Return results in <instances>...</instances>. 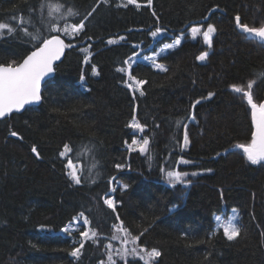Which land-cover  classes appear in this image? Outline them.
I'll list each match as a JSON object with an SVG mask.
<instances>
[{
	"label": "trees",
	"instance_id": "1",
	"mask_svg": "<svg viewBox=\"0 0 264 264\" xmlns=\"http://www.w3.org/2000/svg\"><path fill=\"white\" fill-rule=\"evenodd\" d=\"M42 4L53 6L44 9L43 18ZM123 5L121 0H0V23L14 29L0 34L5 65L18 64L33 50L32 37L18 21L32 36H48V13L55 18V6L65 12L57 21L61 28L96 9L79 34L59 33L74 47L66 48L44 84L41 104L0 119V264H264V161L253 165L237 148L251 142L254 126L247 98L233 90L235 85L248 91L252 83L253 102L264 100V43L235 25L236 15L249 26L264 25V0ZM66 9L75 16H67ZM208 24L217 29L211 47L189 33ZM156 28L167 32L154 39ZM180 34L181 44L157 58L167 71L143 60L133 66V75L146 81L144 95L136 91L133 98L127 77L117 71L126 67L132 45L152 53ZM110 39L117 43L108 44ZM203 52L208 57L200 61ZM209 93L214 95L207 99ZM133 117L148 140L144 153L129 147L136 137L128 127ZM65 145L72 151L61 157ZM69 159L78 168L79 185L66 176ZM185 171L187 177L168 182V172ZM110 194L114 207L105 203ZM232 209L239 211L240 235L230 241L216 227L215 215ZM81 212L91 239L73 257L84 227L71 235L62 229ZM119 238L160 256L123 257Z\"/></svg>",
	"mask_w": 264,
	"mask_h": 264
},
{
	"label": "snow or ice",
	"instance_id": "2",
	"mask_svg": "<svg viewBox=\"0 0 264 264\" xmlns=\"http://www.w3.org/2000/svg\"><path fill=\"white\" fill-rule=\"evenodd\" d=\"M104 3H107L108 0H103ZM129 4H136V0H127V2L123 5L127 7ZM147 4L149 7L152 5V0H147ZM99 6V5H97ZM53 6L48 4H42L40 9V17L43 18L44 9L52 8ZM137 7L139 5L137 4ZM96 9L93 8L92 11L88 12L86 16L79 23H74L71 25V33L79 34L84 30L85 23L92 15ZM55 12L58 15L55 18H52V12L48 13V36L38 35L32 36V33L29 32L28 26L24 25V21H18V26L20 30L26 35L32 37L29 41L33 45V50L30 51V54L27 55L26 58L23 59L22 63L16 64L15 62L9 63L7 65L0 64V118L10 117L14 112H20L25 109L26 106H31L35 104H39L42 100L41 95V82L45 77L49 76L55 71L54 64L56 61L60 60L61 56L64 53L66 48H72L74 45L69 42L65 43L63 39L60 38L59 33L63 32L65 34L69 33V29L67 27L61 28L57 23L58 20H64L65 12H61L60 6H55ZM66 14L69 17L75 16V13L72 12L71 9H66ZM155 16V12H153ZM15 20V17L13 18ZM158 19V17H157ZM235 25L239 28L243 33L254 36L259 39L260 42L264 43V25L259 27L249 26L247 23H243L241 21V17L239 15L235 16ZM7 29L8 33H12L14 31L8 24L0 23V34H2V30ZM217 29L214 25L208 24L206 31H202L200 27H192L190 29L191 36L195 39L197 36H202L204 42L211 47L212 46V37L216 33ZM167 32V29L164 28H156L155 31L151 32L152 38L163 37V35ZM56 33V34H53ZM123 36L120 37V40H124ZM183 39V34L179 37L175 38L171 43H165L160 48L159 51H154L151 55H141L144 51L138 44H133L132 47L135 51L132 52L130 56L124 61L126 67H120L117 69L118 72L123 73L127 77L126 86L128 89L132 91L133 98L136 96L137 89H140L146 81L137 79L135 75H133V66L137 65L139 60L148 61L152 65V67L159 69L160 71H167L165 66L162 63H159L157 58L160 57L163 53L168 49H175L181 44ZM108 44H116V40H108ZM83 51L87 52L88 49L85 48ZM208 57L207 52L201 53L197 59L200 61L206 60ZM139 58V60H138ZM88 62L87 56L85 57V63ZM93 74L99 75L98 72L93 68ZM83 79V77H81ZM248 91H245L244 88L233 85V90L236 93H243V95L247 98V102L251 105V116L252 122L255 125V131L251 133V142L247 145L240 144L237 145V148L243 149V152L247 154V159L253 164H260L264 161V103H255L253 102V95L251 92L252 83L247 85ZM139 95L143 96L144 92L142 90L139 91ZM214 93H209L207 99H210ZM196 104L201 103L200 100L195 102ZM195 105H193V108ZM135 111V109H134ZM194 120L195 117L193 116ZM130 129L133 130V134L137 131L142 132V126L135 121V117H133V121L128 125ZM11 135L16 137L18 136L17 132H11ZM184 147L188 146V133L187 130L184 132L183 136ZM133 144L137 141L133 139ZM144 145L148 144V140L145 139L143 141ZM91 149H85V151H90ZM144 149H141L143 151ZM31 151L35 154L37 158H39L40 153L37 151L36 147H32ZM72 150L68 147V145L64 146V151H61L59 155L61 157H65L66 153L71 152ZM77 157L79 158L82 153L77 152ZM182 164L188 165L190 162L187 160H182ZM66 166L69 169L67 171L66 176L69 180L74 182V184L79 185L81 183V177L73 170V162L72 160H67ZM95 165H93L94 167ZM115 168L117 170H123V165L116 164ZM208 171H211L209 169ZM181 175L187 177L189 173L187 171L182 174L179 172L173 173L168 172V182L170 184H175L181 178ZM191 175H197L196 172H192ZM112 179H115L113 177ZM190 183V181H188ZM125 188L127 185L124 186ZM116 188H112L111 192H115ZM221 197H223V191L220 193ZM108 206L113 205V201L108 199L105 201ZM80 217L82 220L74 221V223L82 224L83 226H87L89 224L88 218L81 212ZM216 220L219 221L220 217L217 216ZM220 227L223 228V234L227 237L228 240H234L237 236L240 235V228L235 224H221ZM64 233L71 235L72 229L70 226H66L62 229ZM81 239L79 247L73 248L71 255L73 257H77L80 254V250L84 247V239H91L89 236V232L87 230L81 231L79 233ZM95 236V233L92 234ZM95 243V240H93ZM151 255L159 257L160 253L158 251H153ZM109 260H111V256H109Z\"/></svg>",
	"mask_w": 264,
	"mask_h": 264
},
{
	"label": "rangeland",
	"instance_id": "3",
	"mask_svg": "<svg viewBox=\"0 0 264 264\" xmlns=\"http://www.w3.org/2000/svg\"><path fill=\"white\" fill-rule=\"evenodd\" d=\"M123 4H125L127 2V0H121ZM193 27H200V26H193ZM69 29V33L67 35H70L72 34L71 33V27H67ZM201 28V27H200ZM202 31H206L205 30H202ZM189 33L191 35V32L189 30ZM181 35V34H180ZM179 35V36H180ZM178 36V37H179ZM160 37H157L155 39H158ZM160 50V49H159ZM158 50V51H159ZM167 51V50H166ZM153 53V52H152ZM152 53H145L144 51L141 53V55H151ZM139 60V58H138ZM140 89H137V91H140ZM135 140L137 141L135 144H130L129 147L130 149H138L141 151V149H144L143 151L141 152H145L146 149H147V145L145 146L143 141L145 140L144 137L141 136V133L140 131H137L136 132V137H135ZM67 154V153H66ZM73 170L76 171V173L78 174V168L73 164ZM115 188V186H114ZM108 199H111L113 201V205L111 207H114L115 206V202H114V198H113V195L110 194L106 200ZM219 216L220 217V220L217 221L216 220V217ZM79 220H82L81 217H78L77 219H75L74 221H79ZM74 221L72 223H70L69 225L67 226H70L71 229H72V233L82 229L83 227V230L82 231H85L87 230L89 232V227L88 225L85 227L83 226L82 224H77V223H74ZM215 222H216V227L219 229V228H222L220 227L221 224H235L236 226H238L239 224V211L237 209H232L230 213L228 214H219V215H215ZM123 235H125V233L123 232ZM89 236H91V233L89 232ZM80 239H82L80 237ZM131 238H126L124 240H121L120 238L118 239V241L120 242V249L123 255V257H127L128 256H138V257H142L146 260V257H149V256H153L151 255V253L149 252H144V250H142L141 248H138V246L135 245L134 241L131 239ZM85 240V239H84ZM117 254V253H116ZM148 261V260H147Z\"/></svg>",
	"mask_w": 264,
	"mask_h": 264
},
{
	"label": "water",
	"instance_id": "4",
	"mask_svg": "<svg viewBox=\"0 0 264 264\" xmlns=\"http://www.w3.org/2000/svg\"><path fill=\"white\" fill-rule=\"evenodd\" d=\"M251 37H254V36H251ZM60 38L61 39H63L64 41H65V39H64V37L62 36V35H60ZM254 38H256V37H254ZM256 39H258V38H256ZM259 40V39H258ZM65 43H66V41H65ZM65 53H66V49L64 50V53H63V55L61 56V58H60V60H58V61H56L55 62V64H54V68L64 59V57H65ZM30 54V52L27 54V55H29ZM27 55L24 57V58H26L27 57ZM23 58V59H24ZM23 59L19 62V63H22L23 62ZM18 63V64H19ZM5 65V64H4ZM54 74H55V71L52 73V74H50L49 76H47V77H45L44 78V80L41 82V95H42V92H43V86H44V84L46 83V81L48 80V79H50L51 77H53L54 76ZM41 102H42V100H41ZM41 102L39 103V104H35V105H31V106H26L25 107V109L27 108V107H34V106H39L40 104H41ZM262 103H264V100H263V102ZM24 109V110H25ZM23 111V110H22ZM6 118V117H5ZM0 119H4V118H0ZM253 126H254V131H255V125H254V123H253Z\"/></svg>",
	"mask_w": 264,
	"mask_h": 264
}]
</instances>
